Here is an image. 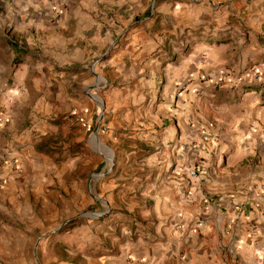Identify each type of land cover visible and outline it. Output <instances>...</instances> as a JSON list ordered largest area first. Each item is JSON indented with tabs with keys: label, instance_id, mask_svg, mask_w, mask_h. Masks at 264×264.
<instances>
[{
	"label": "crops",
	"instance_id": "1",
	"mask_svg": "<svg viewBox=\"0 0 264 264\" xmlns=\"http://www.w3.org/2000/svg\"><path fill=\"white\" fill-rule=\"evenodd\" d=\"M140 1L0 0V264H35L41 247L34 241L33 209L45 207L58 166L57 153L40 148L50 124L31 122L23 108L29 91L45 87L48 96L40 92L33 109L56 117L63 80L57 68L70 59L76 25L94 28L89 17L110 7L132 17ZM263 92L264 81L220 88L219 120L211 131L206 117L191 126L181 121L182 133L197 142L193 150L181 145L174 159L192 167L197 162L198 176L189 179L187 166L172 173L157 165L154 180L140 174L122 189L107 187L108 215L72 224L56 239L78 255L64 264H264ZM203 127L217 134L211 146L202 140Z\"/></svg>",
	"mask_w": 264,
	"mask_h": 264
},
{
	"label": "rangeland",
	"instance_id": "2",
	"mask_svg": "<svg viewBox=\"0 0 264 264\" xmlns=\"http://www.w3.org/2000/svg\"><path fill=\"white\" fill-rule=\"evenodd\" d=\"M159 2L140 1L132 17L110 7L89 17L96 24L87 31L86 23L76 25L70 59L57 68L63 80L56 117L45 119L33 109L40 92L48 96L45 87L27 95L28 119L55 126L47 125L50 138L40 148L57 153L58 165L45 207L33 209L34 241L41 247L35 264L77 259L68 241L56 239L69 234L72 224L108 215L102 194L107 187L122 189L157 165L172 173L191 168L174 159L181 145L193 150L197 142L182 133L181 121L191 126L206 117L211 131L219 120L220 88L264 81V0ZM209 130L199 129L211 146L217 134Z\"/></svg>",
	"mask_w": 264,
	"mask_h": 264
},
{
	"label": "built area",
	"instance_id": "3",
	"mask_svg": "<svg viewBox=\"0 0 264 264\" xmlns=\"http://www.w3.org/2000/svg\"><path fill=\"white\" fill-rule=\"evenodd\" d=\"M186 175L189 179H195L198 176L197 168L191 167L187 168ZM252 229L255 230V226L251 225Z\"/></svg>",
	"mask_w": 264,
	"mask_h": 264
},
{
	"label": "bare ground",
	"instance_id": "4",
	"mask_svg": "<svg viewBox=\"0 0 264 264\" xmlns=\"http://www.w3.org/2000/svg\"><path fill=\"white\" fill-rule=\"evenodd\" d=\"M98 101H99V103H101V101H100V99H99V97L98 96H94ZM93 139V138H92ZM104 149V148H103ZM106 150V149H105ZM109 154H110V152H109Z\"/></svg>",
	"mask_w": 264,
	"mask_h": 264
}]
</instances>
